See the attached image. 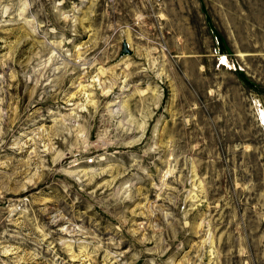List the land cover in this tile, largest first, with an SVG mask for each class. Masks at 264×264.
<instances>
[{
    "label": "rangeland",
    "instance_id": "1",
    "mask_svg": "<svg viewBox=\"0 0 264 264\" xmlns=\"http://www.w3.org/2000/svg\"><path fill=\"white\" fill-rule=\"evenodd\" d=\"M0 264H264V0H0Z\"/></svg>",
    "mask_w": 264,
    "mask_h": 264
},
{
    "label": "built area",
    "instance_id": "2",
    "mask_svg": "<svg viewBox=\"0 0 264 264\" xmlns=\"http://www.w3.org/2000/svg\"><path fill=\"white\" fill-rule=\"evenodd\" d=\"M107 1H113V0H107ZM151 1H155V2H158L159 0H151Z\"/></svg>",
    "mask_w": 264,
    "mask_h": 264
}]
</instances>
